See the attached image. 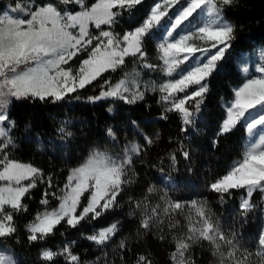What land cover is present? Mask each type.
I'll return each mask as SVG.
<instances>
[{"label": "trees", "instance_id": "obj_1", "mask_svg": "<svg viewBox=\"0 0 264 264\" xmlns=\"http://www.w3.org/2000/svg\"><path fill=\"white\" fill-rule=\"evenodd\" d=\"M17 2L19 0H0V13ZM32 2L27 0L29 6ZM95 2L83 0V5L90 8ZM156 2L143 0L141 5L131 11L114 9L119 14L113 24L102 25L101 29L92 25L91 29L96 35L105 30L122 37L141 24ZM34 3L37 6L51 3L62 13L82 10L77 0H71L68 4L62 3V0H34ZM184 4L185 0H180L171 9L172 14ZM218 6L222 9L223 19L234 26L231 48L205 81L208 92L195 116L194 126H187V132L182 131L186 126L181 115L166 110L168 104L162 100L165 94L160 91L147 93L142 100L131 104L113 98L94 102L88 100V97L99 95L105 80L113 85L119 82L124 73L123 65L114 72L104 73L93 84L62 101L52 103L50 100L40 101L29 97L15 99L9 104L6 124L10 128L12 143L4 152L10 159L38 168L42 174L36 180V186L29 190L22 201L27 211L14 213L16 232L0 238V247L10 250L15 264H68L65 257L59 254L52 261L41 257L42 249L59 253L66 243H71V251L79 256L80 264H138L141 255L151 264H176L172 259L176 247L173 238L188 234L189 217L194 213L196 215V209L191 207L193 201L198 205L203 204L212 220L219 224L220 230L229 238L234 236V243L238 242L235 258L225 259L224 264H234V260L245 255L244 250L251 253L247 264H261L262 258L256 256V252L261 250L259 237L264 231V193L258 190L253 193L251 203L254 207L244 216L239 208L241 199L246 197V190H231L222 197L211 191L209 185L241 160L246 145L250 139H255L249 137L244 119L230 132L223 135L218 133L227 117L226 105L234 99V90L241 87L247 78L259 75L255 68L257 63H261L258 50L264 49V0H232L230 5ZM194 18V24L202 22L195 15ZM157 43L155 37L146 36L143 42L144 60L138 54L126 57L125 61L128 66L135 61L155 65L154 69L144 67V73L160 86L178 76L174 72L168 76L160 70L163 65ZM190 43L210 47L212 42L194 38ZM86 57L87 54L80 52L69 61L66 68L71 67L75 72L80 61ZM248 61L250 67L246 76L241 67ZM188 63L191 61L182 66L187 67ZM195 87L187 91L191 92ZM183 95L185 93H177V97ZM186 107L194 111L195 101ZM9 121L14 124L9 125ZM65 125V132H70V136L59 131ZM109 128L115 134V140L108 135ZM145 135L152 139L151 144L146 143L143 138ZM125 141H136L142 145V150L139 156L133 157L129 172L131 180L122 186L116 205L95 220L89 217L81 221L75 228L62 221L51 235L30 243L27 226L34 221L37 213L59 206L56 196L62 194L60 189L67 182L70 170L83 163L93 150H109ZM185 150L189 152L190 159L184 158ZM173 155L175 162L172 160ZM149 187L154 188V191L149 193ZM45 192L49 193L46 206L40 202ZM161 200L180 202L187 212L179 218L153 219L154 225L150 224L148 229L142 228L141 221L149 214L150 207L160 204ZM83 201L84 197L81 198V207ZM138 204L140 207H137ZM112 223L117 224V231L106 244L96 245L87 239ZM122 240L123 248L120 247ZM189 243L191 246L185 252L189 264H220V255H214V244L203 239ZM230 250L231 246L223 242L220 252L226 256Z\"/></svg>", "mask_w": 264, "mask_h": 264}, {"label": "snow or ice", "instance_id": "obj_2", "mask_svg": "<svg viewBox=\"0 0 264 264\" xmlns=\"http://www.w3.org/2000/svg\"><path fill=\"white\" fill-rule=\"evenodd\" d=\"M70 2L71 0H62L64 4ZM77 2L82 10L75 14L68 11L62 13L51 3L37 6L34 0L31 6L27 0H19L14 8L0 14V138H4L0 144L2 153L0 182H4L0 183V238L16 232L14 213L27 211V206L22 201L42 175L38 168L10 159L4 152L12 143L8 138L9 129L3 126L4 121L8 119L7 113L3 110L8 103L6 97L16 99L31 97L40 101L50 100L52 103L62 101L70 94L93 84L104 73L116 71L124 64L126 57H135L139 54L140 59L144 60V38L154 34V29L157 31L162 29L157 48L163 72L171 76L181 64L191 61L178 73V78L159 86V91L165 94L162 100L168 104L166 110L176 111L181 115L186 126L182 131L187 132V126H194L195 116L200 111V105L208 92L205 81L217 69L218 62L225 58V54L231 48L234 26L223 19L222 9L218 4L227 6L232 0H185V4L172 15H169V12L180 0H157L141 24L122 37L105 30H101L98 36H92L89 25H94L96 29H101L102 25H111L119 14L114 9L131 11L141 5L143 0H96L90 8L84 7L83 0ZM194 13L204 18L201 23L194 24L190 21ZM166 17L167 22L162 24ZM182 25L184 27H181ZM177 29H180V32L174 36ZM73 30H76L75 34ZM194 38L212 43L210 47H200L190 43ZM81 51H86L87 57L80 61L75 72L71 67H64ZM258 54L261 63L255 68V72L259 75L247 78L241 87L234 90V99L226 105L227 117L223 120L218 133L223 135L230 132L244 119L249 137L255 139H250L246 145L243 158L209 185L211 191L221 194L222 197L231 190H246V197L241 199L239 208L244 216L254 207L251 203L253 193L257 190L264 193V49H259ZM143 67L154 69L156 66L145 62ZM241 71L248 76L246 64L241 67ZM192 86L196 87L188 92ZM177 93L185 95L177 97ZM143 96L144 92L141 91L135 77L130 81L126 76L114 85L105 80L99 95L88 97V100L94 102L113 98L131 104L143 99ZM191 101H195L194 111L186 107ZM12 124L14 122L9 121V125ZM258 126L261 127L258 129ZM65 127L66 125L60 127L59 131L70 136V132H65ZM108 135L113 140L116 139L111 128L108 129ZM143 138L148 144L153 142L146 135ZM141 150L142 145L135 141L126 143L122 151L116 155L93 150L83 163L70 170L67 182L60 189L62 194L56 196L59 206L37 213L34 221L27 226L30 233L27 237L29 242L45 239L62 221L75 228L81 221L89 217L95 220L114 207L122 186L131 180L129 172L133 157L139 156ZM183 156L190 159L186 150L183 151ZM172 160L175 162V155ZM24 181L29 183L25 184ZM51 186L49 180V187ZM153 191L154 188H148L149 193ZM85 193H88L87 203L81 207V198ZM43 195L44 198L40 202L46 206L49 193L45 192ZM165 203L167 205L164 208L165 213L170 208L183 207L180 202L165 200ZM191 207L196 209L200 226L197 227L189 217L188 234L173 238L176 247L172 259L176 264H189L185 259V252L191 246L189 242L197 239L207 240L215 245L214 255L217 253L220 255V264H224L225 259L235 258L238 249V242H233L235 237L229 238L220 230L203 204L198 205L193 201ZM157 215L156 208H153L151 216L146 214L142 219L141 227L148 229L149 221ZM116 231L117 224L112 223L89 235L87 239L96 245H104ZM217 241H223L231 246L226 256L220 252V244ZM259 245L261 250L256 252V256L261 257V264H264V231L259 237ZM120 247H124L123 240ZM244 251L245 255L234 260V264H247L251 253ZM57 254L64 256L68 264H80L79 256L71 251V243H66L59 253L51 249L41 250V257L46 261H52ZM0 264H15V261L11 257H0ZM138 264H151V261L141 255Z\"/></svg>", "mask_w": 264, "mask_h": 264}, {"label": "rangeland", "instance_id": "obj_3", "mask_svg": "<svg viewBox=\"0 0 264 264\" xmlns=\"http://www.w3.org/2000/svg\"><path fill=\"white\" fill-rule=\"evenodd\" d=\"M15 6H7L5 9L6 10H4V11H7V10H9V9H11V8H14ZM3 11V12H4ZM2 12V13H3ZM2 13H0V14H2ZM172 13H173V11L171 10L170 12H169V15H172ZM21 14H23V13H21ZM72 14H75V13H72ZM194 15L195 16H197V14L196 13H194L193 14V17L192 18H190V21H194L195 20V18H194ZM198 17V16H197ZM26 18V17H25ZM198 19L201 21V20H203L204 18L203 17H198ZM167 22V17L165 18V20L164 21H162V24L163 23H166ZM186 24L188 23V22H185ZM91 26L92 25H89V32H90V34L92 35V36H98V35H96V34H94V31L91 29ZM181 27H184L183 25L181 26ZM73 32H74V34L76 33V30H73ZM179 32H180V29H177V32L176 33H174L173 35L174 36H176L177 34H179ZM153 33L154 34H152L151 36L152 37H155L157 40H159L160 39V37H161V35H162V29L161 30H159V31H157V30H153ZM93 44H95V41H93ZM91 47V46H90ZM81 53L82 54H87V52L86 51H81ZM257 63V62H256ZM143 64L144 63H142V62H139V61H135L131 66H128V62H124V64H123V69H124V73H123V77L120 79V80H122V79H125V77L127 76L128 77V79L131 81V79L133 78V77H135V79H136V81L139 83V85H140V89H141V91H143L144 92V96L147 94V93H155V92H159V85L155 82V81H153L152 79H150L148 76H146L145 75V73H144V67H143ZM260 63H257V65H259ZM79 65L80 64H78V67L76 68V70L79 68ZM183 64H181L177 69H176V71H174V74H176L177 76H178V73L180 72V71H182L183 69H185L186 67H184V66H182ZM246 65H247V67H250V62L248 61L247 63H246ZM64 67H66V65H64ZM162 72H163V70L162 69H160ZM138 73V75H136ZM244 75H245V73H244ZM119 80V81H120ZM129 86H131V84L129 85ZM144 96H143V98H144ZM5 99H7L8 100V103L5 105V107H4V112H7V109H8V107H9V104L13 101V100H15L16 98H14V97H6ZM139 100H142V99H138L137 101H139ZM5 128H7V129H10L9 128V126L6 124V121H4V125H3ZM8 138H9V136H8ZM0 140L2 141V143H3V141H4V138H0ZM129 141H125L124 143H122L121 145H119V146H116V147H114V148H111V149H109V150H102V151H106V152H108V153H110V154H113V155H116V154H119L121 151H122V149H123V146L126 144V143H128ZM136 142V141H135ZM137 143V142H136ZM135 157V156H134ZM0 183H4V182H0ZM24 183L25 184H27L28 183V181H24ZM87 196H88V193H85L84 194V201H83V203L84 204H86L87 203ZM153 197H154V195H153ZM83 198V197H82ZM157 202H159V200L157 201ZM83 204V205H84ZM150 205V204H149ZM157 205H159V207H157ZM150 207V206H149ZM165 207H167V205H166V203H165V201L164 200H161V203L159 204V203H156L155 205H153L152 207H150L151 209H150V211H149V214H148V216H151V210L153 209V208H156V210H157V213H158V215L157 216H155V217H152V219L149 221V223L151 224V225H154L152 222H153V219H164L165 217L166 218H168V217H171V216H174L175 218H179L180 217V215H183L184 213H186L187 211L186 210H183V208H184V205H183V207L181 208V209H169V211L167 212V213H165L164 212V208ZM189 212H191L192 213V211H189ZM192 218V221L196 224V226L197 227H199L200 226V220L197 218V215H195V213H194V215L191 217ZM161 221V220H160ZM213 222H215L214 220H213ZM216 223V222H215ZM219 225V224H218ZM219 228H220V226H219ZM217 243H219L220 244V247L222 246V243H223V241H217ZM0 257H4V258H7V257H11V252H10V250H8L6 247L5 248H1L0 247Z\"/></svg>", "mask_w": 264, "mask_h": 264}]
</instances>
